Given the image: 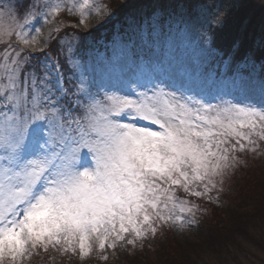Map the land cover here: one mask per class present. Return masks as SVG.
<instances>
[{"label": "snow or ice", "instance_id": "1", "mask_svg": "<svg viewBox=\"0 0 264 264\" xmlns=\"http://www.w3.org/2000/svg\"><path fill=\"white\" fill-rule=\"evenodd\" d=\"M65 10L85 26L111 15L99 0L0 3V264L50 251L107 260L108 249L195 226L206 210L187 197L218 203L239 154L264 142V77L193 72L172 55L188 35L182 16L154 12L141 25L163 56L102 69L69 57L66 75L46 51L59 24L41 39ZM210 43L201 56L214 55Z\"/></svg>", "mask_w": 264, "mask_h": 264}, {"label": "rangeland", "instance_id": "2", "mask_svg": "<svg viewBox=\"0 0 264 264\" xmlns=\"http://www.w3.org/2000/svg\"><path fill=\"white\" fill-rule=\"evenodd\" d=\"M14 1L11 0V3L16 5ZM5 2H7V0H0V3ZM40 2H42V0H40ZM99 2L105 4V0H99ZM244 2L245 0H155L153 3L151 1L144 2L134 8V10L126 16L127 25L122 26L120 24L113 29H109L111 33L108 39L102 40V44H99L96 49L85 56L89 58L88 60L81 59L82 57L80 54L83 52L80 51L78 47L79 40L74 34L72 36L68 35L63 37L60 41L62 48L58 46L57 52L64 55L66 60L70 57L73 60L81 61L88 64L90 67L98 69H102L109 61H115L129 56L138 60L156 59L163 56L166 49L159 38H150L147 36L146 32L142 33L141 25L146 29L149 23V17H151L154 12H161L169 19V22L173 24L179 20L181 16L183 19L189 21L188 35L176 39L174 46L177 48V51L173 52L172 55L185 63L193 72H199L213 79L248 76L260 79L264 77V68L261 66L263 62L255 59V52L257 49L263 47V39H258L259 41L257 43L253 40L254 47L252 49H250V45L247 43V50L243 54V56H245L242 57V59H237L236 56L234 57V55H236L234 51L227 55V57L223 56L222 53L217 55L215 52L212 57H203L200 53L203 38L207 36L210 37L212 41L210 29L220 23L229 11L239 6L242 7ZM32 3L33 0H31L28 7H31ZM16 6L21 12L25 9L19 5ZM41 10L43 11V9ZM114 18L116 17H114L113 14L110 16L105 15L103 19L90 15L87 26H85L80 24L77 15H69L65 10L57 17L53 24L43 25V20L39 19V22L35 23L34 27H41V25H43V36L41 37L43 40L47 37L50 28L56 27L57 24L60 26L62 22L68 23L64 24L65 27L69 25L81 31H92L107 27L110 23V19ZM261 22L264 24V16ZM107 31L108 28L103 32V35H105ZM243 36L246 37L245 35ZM210 47L212 48L211 43ZM65 65L69 67L66 62ZM212 102L216 103L217 101L212 100ZM242 155L245 156V158L241 159L243 161L242 164H245L247 159L255 157L259 158V160L254 163L260 164L259 168L262 166L264 167V142L261 143L256 153L245 152L242 153L241 156ZM238 167L233 173H235ZM253 167L257 169L258 165L251 166L250 168ZM249 169L247 168L244 171L247 172L246 174H240V176H238L240 183L248 176ZM231 175L225 180L223 193ZM235 183L236 181H233L232 189L228 192L227 197H224L222 192L219 194V202L217 204L220 206V211L226 214H222L224 218L232 216L231 218L236 220L235 217L241 213L242 215H248L249 217L245 218H248L250 222L248 221V223H246V219L242 218L244 221L238 230V234H236L232 240L228 241L230 243L227 242L228 245L231 244V248L229 246H222L214 252L211 250L213 241L209 239V230H211L212 224L209 222V218L205 220V217L207 218L208 216L206 211L197 213V225L186 228L183 231L170 229L172 232L171 235L185 245L190 244L200 250L202 256L206 259L205 261H210V264H264V223L262 221H252L250 212L247 211V209L243 211L242 208H240L239 199L241 197V192L240 188L237 187ZM213 195H216V193L214 192ZM201 209L205 210L204 208ZM155 238L156 236L149 237L144 242V245L148 247H144V245L140 247L138 244L135 248L127 246L126 248H118L115 251L108 249L105 253L108 256L107 260L99 259L96 253H93L90 258L81 260L76 256H65L50 251L51 255L42 254V256H46V258H40V264H135L132 258H139L140 262L141 260H143V262H152L154 260L155 262V251L158 247L151 245V243H153L151 241ZM140 253L146 254L142 258L139 257ZM48 257H52V259ZM193 257L195 258V254ZM27 262L28 260H25V264ZM197 264L207 263L199 260Z\"/></svg>", "mask_w": 264, "mask_h": 264}, {"label": "trees", "instance_id": "3", "mask_svg": "<svg viewBox=\"0 0 264 264\" xmlns=\"http://www.w3.org/2000/svg\"><path fill=\"white\" fill-rule=\"evenodd\" d=\"M148 1L154 0H129L121 3L115 2L111 5L113 6L112 9L115 11V15L119 18H125L138 5ZM263 16L264 0H245L244 5L240 7L232 17L227 18L226 24L219 30H216L214 35L215 37L217 36L215 41L217 49L220 52L228 51L229 46L231 47L239 40L242 41L243 35L246 36L244 40L247 41V43L251 44L253 40L257 43L259 41L258 39H263L262 43L264 44V24L261 22ZM254 168L256 167L249 169L248 176L242 183H240L238 180L239 178H237L235 180V185L240 188L241 192V197L239 199L240 208H242L243 211L247 209V211L250 212L252 221H262L264 223V167L262 166L259 168L258 165L257 169ZM246 173L247 172H243L242 174L244 175ZM190 198L209 206L207 219L209 218L208 220L212 224L211 230H209V239L213 241L211 250L214 252L222 246H229L231 248V244L228 245V243H230L228 241L232 240L233 237L238 234V230L244 221L242 218L249 216L240 213L235 217L236 220H233L231 218L232 216L224 218L222 214L225 213L220 211L219 205L195 197ZM245 219L246 223H248V221L250 222L248 218ZM154 246L158 247L155 251V262L154 260L152 262H143V260H141L140 262L139 258H132V261L135 264H197L200 260L210 264V261H205L206 259L202 256L200 250L190 244L185 245L181 241L173 238L169 232L160 240L157 239ZM145 254L146 253H140L139 257L143 258ZM194 254L195 258L193 257ZM42 257L46 258V256Z\"/></svg>", "mask_w": 264, "mask_h": 264}]
</instances>
